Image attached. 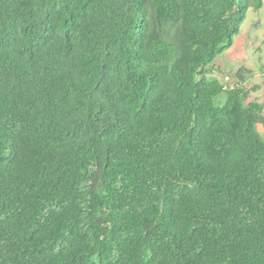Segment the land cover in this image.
<instances>
[{
	"label": "trees",
	"instance_id": "16d2710c",
	"mask_svg": "<svg viewBox=\"0 0 264 264\" xmlns=\"http://www.w3.org/2000/svg\"><path fill=\"white\" fill-rule=\"evenodd\" d=\"M262 5L0 0V264H264Z\"/></svg>",
	"mask_w": 264,
	"mask_h": 264
},
{
	"label": "rangeland",
	"instance_id": "374dc122",
	"mask_svg": "<svg viewBox=\"0 0 264 264\" xmlns=\"http://www.w3.org/2000/svg\"><path fill=\"white\" fill-rule=\"evenodd\" d=\"M226 64L222 66L224 73H234L239 67L247 66L255 70L254 76L249 80V85L256 88L251 92V99L264 100V72L260 71L264 64V0L260 9L250 8L240 27L239 33L234 37L233 44L222 55ZM222 70L216 69L211 76L224 81ZM223 93L215 100L218 103L225 101ZM259 131L264 135V124H258Z\"/></svg>",
	"mask_w": 264,
	"mask_h": 264
},
{
	"label": "built area",
	"instance_id": "2783aa9c",
	"mask_svg": "<svg viewBox=\"0 0 264 264\" xmlns=\"http://www.w3.org/2000/svg\"><path fill=\"white\" fill-rule=\"evenodd\" d=\"M224 83L227 85L226 88H235V87H245L248 86L249 83L243 82L234 77L233 73H225L224 76Z\"/></svg>",
	"mask_w": 264,
	"mask_h": 264
},
{
	"label": "crops",
	"instance_id": "0c3cea01",
	"mask_svg": "<svg viewBox=\"0 0 264 264\" xmlns=\"http://www.w3.org/2000/svg\"><path fill=\"white\" fill-rule=\"evenodd\" d=\"M225 60L226 59H224L223 56L219 57L218 60L216 61V67H222L224 65H227Z\"/></svg>",
	"mask_w": 264,
	"mask_h": 264
},
{
	"label": "clouds",
	"instance_id": "9594fccd",
	"mask_svg": "<svg viewBox=\"0 0 264 264\" xmlns=\"http://www.w3.org/2000/svg\"><path fill=\"white\" fill-rule=\"evenodd\" d=\"M224 76V75H223Z\"/></svg>",
	"mask_w": 264,
	"mask_h": 264
}]
</instances>
